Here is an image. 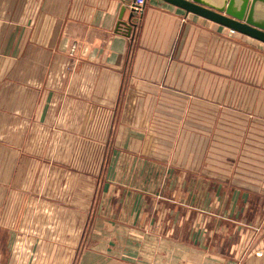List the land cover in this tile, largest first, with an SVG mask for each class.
Returning a JSON list of instances; mask_svg holds the SVG:
<instances>
[{
  "label": "crops",
  "instance_id": "1",
  "mask_svg": "<svg viewBox=\"0 0 264 264\" xmlns=\"http://www.w3.org/2000/svg\"><path fill=\"white\" fill-rule=\"evenodd\" d=\"M133 1L0 0V264H264V44Z\"/></svg>",
  "mask_w": 264,
  "mask_h": 264
},
{
  "label": "water",
  "instance_id": "2",
  "mask_svg": "<svg viewBox=\"0 0 264 264\" xmlns=\"http://www.w3.org/2000/svg\"><path fill=\"white\" fill-rule=\"evenodd\" d=\"M184 10L187 14L207 19L221 25L232 32L250 37L264 44V14L259 7H264V0H160ZM137 0L133 1L135 10ZM122 12L118 30L124 29L128 37L132 36L135 11L130 15L128 22L123 20L125 9Z\"/></svg>",
  "mask_w": 264,
  "mask_h": 264
},
{
  "label": "rangeland",
  "instance_id": "3",
  "mask_svg": "<svg viewBox=\"0 0 264 264\" xmlns=\"http://www.w3.org/2000/svg\"><path fill=\"white\" fill-rule=\"evenodd\" d=\"M248 46L250 45L247 44V51L245 53V64H244L245 68L257 69V70L264 69V50L253 52V50L248 48ZM257 242L258 239L254 237V235H250L246 237L244 245H246L247 252H245V255L247 254L252 255L253 245H255ZM85 243L89 245L90 243L92 244L93 242L88 237L86 238Z\"/></svg>",
  "mask_w": 264,
  "mask_h": 264
},
{
  "label": "built area",
  "instance_id": "4",
  "mask_svg": "<svg viewBox=\"0 0 264 264\" xmlns=\"http://www.w3.org/2000/svg\"><path fill=\"white\" fill-rule=\"evenodd\" d=\"M135 13H141L143 11V8L139 6L138 4L135 6Z\"/></svg>",
  "mask_w": 264,
  "mask_h": 264
}]
</instances>
